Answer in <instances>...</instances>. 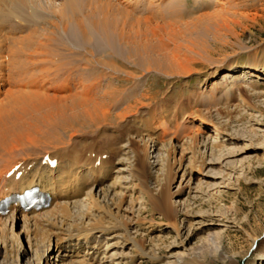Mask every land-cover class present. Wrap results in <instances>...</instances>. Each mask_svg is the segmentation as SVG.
Instances as JSON below:
<instances>
[{"label": "rangeland", "instance_id": "374dc122", "mask_svg": "<svg viewBox=\"0 0 264 264\" xmlns=\"http://www.w3.org/2000/svg\"><path fill=\"white\" fill-rule=\"evenodd\" d=\"M210 1L216 2L205 0ZM196 2L177 4L180 26L166 40V51L184 57L192 72L180 74L181 69L168 66L145 73L142 80L153 97L146 99L147 106L121 123L107 122L101 132L85 127L76 137L77 147L92 159L102 158L105 165L97 166L104 169V183L93 180L97 167L89 165L73 214L43 223L38 246L32 232L20 241L9 228L10 234L0 238V264H40L48 236L53 245L80 239L81 250L64 261L68 264H264L258 254L264 249V0H232L230 10L239 23H232L231 31L197 26L193 18L212 6ZM165 7L161 11L167 14ZM194 135L200 145L192 150ZM145 143L152 146L148 154ZM173 146L175 155L169 158ZM67 168L72 170L70 164ZM142 179L157 199L168 181L176 213L166 216L154 208ZM88 193L105 206L88 208ZM109 208L119 214L117 220L104 217L105 232L79 237ZM22 222L16 230L25 229Z\"/></svg>", "mask_w": 264, "mask_h": 264}, {"label": "bare ground", "instance_id": "6f19581e", "mask_svg": "<svg viewBox=\"0 0 264 264\" xmlns=\"http://www.w3.org/2000/svg\"><path fill=\"white\" fill-rule=\"evenodd\" d=\"M196 1L206 3L205 0ZM231 1L207 2L212 9L193 18H196L197 26L231 31V24L239 23L230 10ZM186 2L0 0V199L39 186L55 204L45 212L27 213L11 206L8 217L0 216V238L10 234L9 228L12 236L20 241L25 233L32 232L31 239L37 245L43 223L53 224L56 216L66 218L73 214L72 206L79 203L75 198L89 178L85 179L82 172L89 165L97 167L93 169V180L97 184L104 183V169L97 166L99 161L100 166L105 165L102 158L97 155L96 160L92 159L90 154L80 150L76 137L84 133L85 127L92 126L100 131L107 122L121 123L134 111L147 106L146 99L153 97L149 95L142 75L153 70L163 71L168 66L181 69L180 74L192 72L185 65L184 57L181 59L175 52L171 55L166 51V40L180 26H177L180 22L176 17L180 13L177 4ZM163 5H166L167 14L161 11ZM129 82L131 86L126 89ZM158 122L166 131L168 127L163 115L158 117ZM195 135L191 138L192 150L196 149L195 143L200 145ZM149 145L145 143L147 154L152 147ZM168 150L167 157H174V146ZM88 151L93 152L92 149ZM47 156L57 159L56 167L45 161ZM68 164L72 170H68ZM15 165H20L21 177L17 178L16 172L8 177ZM140 181L154 208L166 216L176 213V203L168 197V181L160 190L162 199L153 195L144 179ZM110 186L115 185L112 182ZM84 200L90 209L101 210L105 206L94 193H88ZM117 215L110 208L104 209L103 215L94 218L79 237L89 239L94 232H105L104 217L117 220ZM19 220H23L24 230H16ZM258 240L254 238V241ZM47 242L40 264H68L64 261L81 250L80 239L76 243L53 245L48 236ZM139 245L143 248L141 242ZM258 254L264 258V249Z\"/></svg>", "mask_w": 264, "mask_h": 264}]
</instances>
